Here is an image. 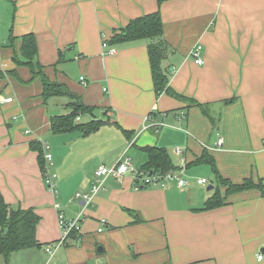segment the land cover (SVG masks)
Segmentation results:
<instances>
[{
    "label": "crops",
    "instance_id": "0c3cea01",
    "mask_svg": "<svg viewBox=\"0 0 264 264\" xmlns=\"http://www.w3.org/2000/svg\"><path fill=\"white\" fill-rule=\"evenodd\" d=\"M157 11L167 48L161 66L171 92L188 102L155 94L147 40L108 42L114 30ZM27 34L35 36L44 74L63 94L45 101L41 81L31 80L26 67L16 69L18 79L9 73L15 68L10 39ZM197 45L202 65L190 56ZM0 72L4 201L39 216L37 249L60 240L54 202L65 217H80L79 233L47 255L49 264H264V196L257 188L227 193L209 163H194L206 153L231 184L264 185V0L159 6L156 0H0ZM9 97L12 103H1ZM77 101L92 109L79 122L95 118L101 125L87 136L53 134L51 118L67 115ZM32 145L41 150L43 172ZM146 147L165 149L174 168L184 159L187 187L135 184L133 171L147 162ZM177 147L183 155L174 154ZM123 158L131 169L118 180L107 178L92 205L74 199L91 190L98 167ZM47 171L56 176L55 198L43 184ZM215 194L225 204L204 210ZM100 220L107 222L102 232Z\"/></svg>",
    "mask_w": 264,
    "mask_h": 264
},
{
    "label": "trees",
    "instance_id": "16d2710c",
    "mask_svg": "<svg viewBox=\"0 0 264 264\" xmlns=\"http://www.w3.org/2000/svg\"><path fill=\"white\" fill-rule=\"evenodd\" d=\"M168 0H156L157 5H161ZM163 24L159 12L144 15L142 17L132 19L128 24L121 29L114 30L108 41L110 44H118L136 40H147V52L149 59V66L151 77L153 81L154 92L156 95L161 93H168L169 95L188 102L184 96L177 95L171 92L168 86V78L163 70L161 63L166 57V45L162 41ZM17 38L11 37V61L15 65V68L10 71L16 79H18V73L16 69L26 67L30 74L31 80L38 79L41 81L42 91L41 97L43 100H47L53 95L63 94L60 84L51 82L49 78L44 74L43 67L36 60L37 59V46L35 36L33 34H27L17 39L18 46L14 45ZM105 42V41H104ZM107 44V43H106ZM62 61V58L58 60V63ZM0 76L2 73L0 72ZM71 111L67 115L53 117L50 120V131L53 134H61L66 132L76 131L83 136H87L95 132L101 125L100 121H96L95 118L88 122H76L77 117L80 115H92V109L83 105L80 101L74 102L70 105ZM94 117V116H92ZM34 150L38 151V163L41 171H44V162L42 153L38 145H32ZM144 151L147 153V162L139 169L144 173L153 174H165L167 171L174 168L170 156L165 149L157 147H146ZM209 163L214 172L217 175L219 187L226 189L227 193H234L250 188H257L264 196V185L260 181L254 184L250 180L245 181L240 185L231 184L228 180L222 179L218 176L213 159L206 153L194 163ZM186 166L187 163H186ZM46 175V173H45ZM45 177V176H44ZM224 200L215 194L212 198L208 199L204 206V210H209L224 205ZM131 214L134 212L129 211ZM39 216L29 209H13L4 201L0 193V256L3 257L5 264H8L10 256L20 250L28 248L41 247L36 239L35 231L36 226L39 223ZM78 233L72 232L70 239L76 236ZM4 235V238L2 237Z\"/></svg>",
    "mask_w": 264,
    "mask_h": 264
},
{
    "label": "built area",
    "instance_id": "2783aa9c",
    "mask_svg": "<svg viewBox=\"0 0 264 264\" xmlns=\"http://www.w3.org/2000/svg\"><path fill=\"white\" fill-rule=\"evenodd\" d=\"M103 47H107L106 42H103ZM201 46L197 45L193 48V50L190 53V56L192 57L194 63L196 65H202L203 59L201 58ZM109 54H113V50L108 51ZM83 85H86V80L84 77H80L79 79ZM13 98L9 97L6 99H3L1 103H12ZM181 116H184L183 113H181ZM77 121L80 120L79 117L76 119ZM151 121V116H146L144 118V123H149ZM148 126H144L143 130L147 129ZM222 139L219 138L216 145L217 147H222ZM264 145V140H263ZM43 148L46 147V143L43 144ZM183 148H175L174 154L177 156H181L184 153ZM52 156L47 153L44 155V160L46 163V166L48 167L49 163L51 162ZM129 161L127 158H123L119 160L117 165L111 166V167H105L100 166L95 171V178L96 183L92 186L91 190L88 193H75L74 199L81 201L85 206L86 205H92L93 204V198L95 194L102 188V185L104 181L107 178H114L116 180L120 179L122 175L127 173L131 168L129 167ZM186 169V162L184 159L181 160L180 164L176 166L175 168L167 171L165 174L159 175V174H153V173H144L140 170H134L133 171V178L135 181V184L141 185L142 187H150V186H159L161 188H164L168 183L172 182L177 188H185L188 185V181L183 177V172ZM56 176L55 174H51L48 171L46 172V175L43 179V184L46 187V190L55 198L57 195L56 190V184H55ZM196 183L198 185H204L207 184V181L205 179H198L196 180ZM53 208L57 211V223L61 230V237L59 242L53 243L49 246H44L45 253L50 257L53 255L54 251L61 245L66 244L70 240V236L72 232L79 233L80 230V217L75 218H67L65 217L64 213L60 210V204L57 202L53 203ZM107 225V222L105 220H100L99 222V228L98 232H102L103 228ZM258 259L261 260V256H258Z\"/></svg>",
    "mask_w": 264,
    "mask_h": 264
},
{
    "label": "rangeland",
    "instance_id": "374dc122",
    "mask_svg": "<svg viewBox=\"0 0 264 264\" xmlns=\"http://www.w3.org/2000/svg\"><path fill=\"white\" fill-rule=\"evenodd\" d=\"M67 98V97H65ZM96 115L98 113L96 112ZM83 120L87 119L86 114L85 115H80ZM196 168V167H194ZM32 254V258L30 257ZM18 256V257H17ZM28 257L32 259L28 260ZM41 257H43L42 262L45 264H49L47 254L45 253L44 247L43 249H37V248H28L24 250H20L17 252L16 255L13 254L12 256V263L11 264H38V261L40 259L41 262ZM47 261V262H46ZM0 264H5V261L2 256H0Z\"/></svg>",
    "mask_w": 264,
    "mask_h": 264
},
{
    "label": "water",
    "instance_id": "95a60500",
    "mask_svg": "<svg viewBox=\"0 0 264 264\" xmlns=\"http://www.w3.org/2000/svg\"><path fill=\"white\" fill-rule=\"evenodd\" d=\"M151 174V173H150ZM210 189V188H209ZM4 238V235L2 236Z\"/></svg>",
    "mask_w": 264,
    "mask_h": 264
}]
</instances>
